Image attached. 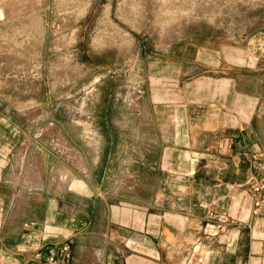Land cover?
<instances>
[{"label": "crops", "instance_id": "obj_1", "mask_svg": "<svg viewBox=\"0 0 264 264\" xmlns=\"http://www.w3.org/2000/svg\"><path fill=\"white\" fill-rule=\"evenodd\" d=\"M254 51L216 55L210 63L198 52L193 61L180 64L179 102L167 103L173 109L165 115L172 125L154 133L161 140L144 147L138 158L135 145L105 142L101 130H64L82 162L69 165L60 184L54 165L40 166L32 128L23 132L6 121L1 127L7 140L0 151V264H186L197 244L203 264H264V209H256L250 187L254 177L264 182L259 171L264 168V50ZM22 132L32 137L26 147L19 144ZM120 134L112 130L106 136ZM78 138L84 145H77ZM89 154L96 155L93 165ZM121 162L126 170L191 169L196 180L204 171L211 187L209 213L236 220L229 230L209 236L211 225L203 230L189 213L185 219L166 214L164 185L155 206L137 204L130 188L121 190L110 177ZM206 240L224 251L202 255Z\"/></svg>", "mask_w": 264, "mask_h": 264}, {"label": "rangeland", "instance_id": "obj_2", "mask_svg": "<svg viewBox=\"0 0 264 264\" xmlns=\"http://www.w3.org/2000/svg\"><path fill=\"white\" fill-rule=\"evenodd\" d=\"M256 48L264 50V0H0V151L7 140L1 127L9 120L23 132L32 128L40 166L56 167V184L69 165L82 162L64 130H101L105 142L135 145L138 158L161 140L154 133L172 125L165 115L173 109L167 103L179 102L180 64L198 52L210 63L216 55ZM112 130L123 134L107 137ZM23 132L18 140L26 147L32 137ZM87 156L93 165L96 155ZM122 165L110 177L121 190L130 188L137 204L155 206L164 185L167 215L189 213L203 230L218 217H230L209 213L211 187L204 171L196 180L191 169ZM240 199L233 202V216ZM244 233L249 239V231ZM211 244L203 243L202 255L224 251Z\"/></svg>", "mask_w": 264, "mask_h": 264}, {"label": "built area", "instance_id": "obj_3", "mask_svg": "<svg viewBox=\"0 0 264 264\" xmlns=\"http://www.w3.org/2000/svg\"><path fill=\"white\" fill-rule=\"evenodd\" d=\"M248 155L247 153H243V158H247ZM259 171L263 172L264 175V168H261ZM250 187L252 190V193L255 197V207L256 209H264V197L262 196V193L264 191V182H257L256 178L254 177L250 181ZM219 219L217 220V223L213 226H211V231L214 232V234H207L209 236H217L220 232H222L227 223L233 224L234 220L231 219L230 217H226V215L223 217H218ZM207 227H209L207 225ZM68 249L64 248V252H67ZM200 251V244H197L195 248L193 249L192 253L186 258V264H203L204 263V258L199 256L198 253ZM51 262H54L53 259L50 260Z\"/></svg>", "mask_w": 264, "mask_h": 264}]
</instances>
